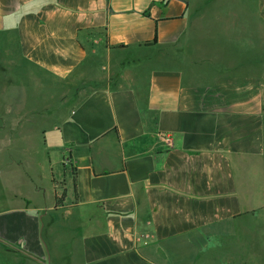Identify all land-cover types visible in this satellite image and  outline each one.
<instances>
[{
    "label": "crops",
    "instance_id": "0c3cea01",
    "mask_svg": "<svg viewBox=\"0 0 264 264\" xmlns=\"http://www.w3.org/2000/svg\"><path fill=\"white\" fill-rule=\"evenodd\" d=\"M262 246L264 0H0V264Z\"/></svg>",
    "mask_w": 264,
    "mask_h": 264
},
{
    "label": "rangeland",
    "instance_id": "374dc122",
    "mask_svg": "<svg viewBox=\"0 0 264 264\" xmlns=\"http://www.w3.org/2000/svg\"><path fill=\"white\" fill-rule=\"evenodd\" d=\"M50 121H46L43 126L46 128ZM26 143L23 145V148L25 150H22V146H20V149L17 148L16 141H12L13 139L9 138V152L7 154H10L12 158H15V156H21L23 159L29 160V159H35L42 162H47L48 160L56 161L58 158L54 157L53 154H51L50 150H46L43 139L41 138V134L39 133V129L36 128L35 130H32L30 135L25 137ZM43 144V145H42ZM49 154V156L46 155ZM7 157V156H6ZM57 169V168H56ZM251 261L250 264H264V246L260 247L259 250H253L250 254Z\"/></svg>",
    "mask_w": 264,
    "mask_h": 264
}]
</instances>
